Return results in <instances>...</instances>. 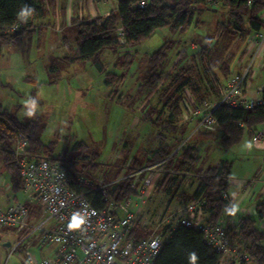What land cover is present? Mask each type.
I'll use <instances>...</instances> for the list:
<instances>
[{
	"label": "rangeland",
	"instance_id": "obj_1",
	"mask_svg": "<svg viewBox=\"0 0 264 264\" xmlns=\"http://www.w3.org/2000/svg\"><path fill=\"white\" fill-rule=\"evenodd\" d=\"M215 7L198 10L192 24L184 31L171 33L168 28L157 29L135 48L103 53L100 58L102 72L88 62L71 64L59 60L73 56L76 29L72 27L55 32L45 26L41 31L0 48V103L21 121L38 120L42 144L49 147L54 158L64 157L73 161L83 179L94 184L116 182L126 169L135 168L131 167L135 160L140 165L138 167H142L146 152L155 151L162 139L166 145L173 146L180 138V128L185 124L182 120L173 123L178 127L174 133L163 130L159 122L154 125L141 120L144 111H149L152 121H156L158 113H161L159 118L162 120L167 118L169 111L163 107L160 95L169 78L188 66L192 70V82L205 89L207 85L198 56L200 45L210 43L209 62L212 67H217L227 48L233 45L232 49L237 50L244 44L246 38L240 37L241 32L231 24L226 10L220 5ZM231 32L236 35L231 36ZM166 43V58L158 69L161 82L150 92L144 86L147 60ZM193 44L195 50L192 49ZM126 54L128 59L124 60ZM124 61H127L126 65ZM108 75L113 77L111 81ZM25 78L28 81H23ZM263 82L264 79L253 82L252 94L255 95V85ZM183 97L193 98L187 91L183 92ZM30 98L36 100L35 114L31 117L25 114L28 111L25 101ZM210 99L213 100L212 97ZM186 103L193 112L191 103ZM190 111L186 110L187 114ZM191 117L181 139L182 144H196L199 150L197 162L189 175H170L171 178L178 177V181L183 178L178 188H172L170 193L158 192V181L155 183L152 196L141 213V222H149L150 225L165 206L173 208L191 202L198 183L196 173H203L221 161L230 164V180L251 169L254 173H264V150H250L249 155L244 153L242 145L249 144L248 137L231 148L224 147L218 132L208 139L195 134L193 125L196 117ZM39 154L45 156L43 152ZM4 181L8 184L7 173L0 162V207L7 204L6 198L11 204L15 201L24 203L26 198L22 192L12 195ZM263 200L256 193L252 201L258 204ZM262 223L263 220L257 221L259 227ZM16 238L18 235L12 230L0 231V264H24L28 253L37 261L52 255V246L37 247L35 244H31L29 249L21 247L10 253L11 249L5 248L3 241L8 239L10 244H14Z\"/></svg>",
	"mask_w": 264,
	"mask_h": 264
},
{
	"label": "trees",
	"instance_id": "obj_2",
	"mask_svg": "<svg viewBox=\"0 0 264 264\" xmlns=\"http://www.w3.org/2000/svg\"><path fill=\"white\" fill-rule=\"evenodd\" d=\"M137 3L138 0H118L116 10L110 12L107 17L82 19L75 25L73 56L63 57L59 60L71 64L88 62L98 72H102L103 66L100 58L103 53L135 48L141 42L149 39L157 29L168 28L171 33L184 31L192 24L193 16L198 10L215 6L207 4L206 0H170L169 2L149 0L148 5L141 9ZM25 5L34 9L26 23L18 18V13ZM216 5H220L226 10L234 28L236 26L241 32L240 37L246 38L264 29V21L260 17L264 11V0H219V4ZM43 15L44 10L35 0H0V48L14 44L24 36L32 34L33 21ZM17 22H21L23 25L20 31L5 33L3 29H8ZM120 31L123 33V45L118 43ZM230 34L231 36L236 35L235 32ZM167 45V43L164 44L148 57V71L144 86L150 92L154 91L161 82L162 77L161 74H158V69L166 58ZM211 50L212 47L207 42L205 46L200 45L198 54L207 87L202 89L198 84L192 82L191 68L186 66L180 69L172 78H169L166 89L160 95L163 107L169 111L167 118L162 120L159 118L161 113H158L156 121H152L149 111H144L142 112V121L154 125L159 122L163 130L177 132L178 127H174L173 123L176 120L184 121L182 118L183 92H189L197 103L220 94L221 82L214 74V67L209 62ZM126 59H128L127 54L124 60ZM230 61L231 57L228 56L218 65V72L223 79L228 74ZM126 62L124 61V64ZM112 79L113 77L109 76L108 80ZM260 99L261 105L251 110L219 106L212 113L215 122L211 129L204 132L196 131L195 134L208 139L218 132L221 145L227 148L239 144L245 136L251 139L264 126V90L260 94ZM184 122L185 124L180 128V138L176 140L175 144L168 146L165 144V139H162L161 145L155 151L146 152L141 165L147 166L165 161L163 169L166 173L158 180V192L170 193L172 188L177 189L183 178L178 181V177L171 178L170 175H189L197 162L199 150L196 144L188 145L187 142L182 144L181 137L190 123ZM39 132L38 120L21 121L10 114L0 103V162L7 173L9 192L12 195L18 193L23 185L11 153L12 145L18 137L27 139L29 152H43L51 163H57L66 173L70 187L82 193L96 209H102L107 201L120 202L132 193L126 182H118L106 187L102 193L94 191L92 188L94 182L87 183L88 181L80 176L81 172L76 170L73 161L64 157L54 158L50 154L49 147L42 144ZM137 163L135 160L131 167L140 166ZM196 174L198 183L190 201L202 203V210L206 215L205 223L212 226L220 225L224 229L231 247H235L238 254L247 256L248 263L264 264V230L257 225V221L264 220V202L255 206V218L240 215L238 211L235 215H228L224 209L235 204L229 198L231 191V185L228 182L229 164L221 161L203 173ZM168 230V227L161 229L163 233ZM149 233L150 231L146 228L136 227L131 231V236L134 239H140ZM191 252H195L197 255L196 264H219L222 258L220 254L204 243L200 232L177 227L171 232L167 243L161 248L155 264H189V253Z\"/></svg>",
	"mask_w": 264,
	"mask_h": 264
},
{
	"label": "built area",
	"instance_id": "obj_3",
	"mask_svg": "<svg viewBox=\"0 0 264 264\" xmlns=\"http://www.w3.org/2000/svg\"><path fill=\"white\" fill-rule=\"evenodd\" d=\"M148 3L149 0H138L137 5L144 9ZM206 3L216 5L219 0H206ZM260 17L264 21V11ZM22 27V23L17 22L3 30L5 33H14ZM118 43L124 44L121 31ZM248 43L256 53L263 52L264 29L253 34ZM253 61L254 58L250 57L244 70L232 77L213 100L197 103L193 98H183L182 118L189 122L191 116L196 117L194 132L210 130L215 122L212 113L221 105L243 110L261 105L263 88L259 89L257 99L245 97V84ZM186 102L191 103L193 112ZM186 110L190 111L189 114ZM263 138V133L258 131L252 137V142L259 144ZM11 153L23 183L20 191L26 201L0 208V231L12 230L18 235L14 244L9 246L10 253L21 247L29 249L31 244L53 247L52 255L39 261L28 253L24 264H155L161 248L177 227L200 232L204 243L222 256L219 264H249L247 256L238 254L236 248L231 247L220 225L205 223L206 215L200 202H189L173 208L165 206L159 217L150 221V225L149 222L140 221L155 183L166 173L163 169L165 161L128 168L116 182L100 181L92 185L94 191L102 193L106 187L126 182L132 191L120 202L107 201L99 210L82 193L70 187L66 173L57 163H51L38 153L29 152L26 138L18 137ZM74 217L82 223L73 228L70 225ZM136 227L146 228L150 233L146 237L134 239L131 231ZM164 227L169 229L166 233L161 231Z\"/></svg>",
	"mask_w": 264,
	"mask_h": 264
},
{
	"label": "crops",
	"instance_id": "obj_4",
	"mask_svg": "<svg viewBox=\"0 0 264 264\" xmlns=\"http://www.w3.org/2000/svg\"><path fill=\"white\" fill-rule=\"evenodd\" d=\"M35 1L41 5L42 9L44 10V15L43 17L33 21V28L31 29L33 30V33H35L36 31H41L45 26L51 27L55 32L56 31L62 32L72 27L75 28V25L84 18H93V19L97 17L105 18L109 15L110 12L116 10L117 3H118V0H103V1H98V0H35ZM213 8H216V7L213 6ZM247 37L244 41V44L241 45L239 49L233 50L232 49L233 45H231L225 51V54L220 63H222L228 56L231 57L229 70H228V74L226 75V77L223 79L222 76H220V74L218 73L217 68L219 66L217 67L213 66L214 67L213 72L217 76L219 81L221 82L220 84L222 86H225L232 77L240 74L244 70V67L246 63H248V60L250 57L254 58L253 65L251 66L249 74H248V78L245 84L244 91H245L246 98L257 99L259 97L257 91L260 88L264 89V82L263 84L255 85L256 87L255 95L252 94L251 89L254 85L253 82L264 79V62H263L264 51L256 53V51L253 50V48H251L248 43L252 35H249ZM192 49L194 50L196 49V46L194 44L192 45ZM23 81H26V78ZM258 131H261V133H263L264 135V126H262ZM242 146L244 147V153L246 155L250 154V150H254V151L264 150V138L262 139V142H260L259 144H254L251 138L249 139V144L242 145ZM229 167H230V164H229ZM1 179L4 180L3 178ZM228 182L231 185V191L229 193V198H231L233 202L236 205H238L239 214L243 216H248V217L255 216V206L257 204H255V202H253L252 200L254 199V196L256 193L259 196H262L264 198V173L261 171L254 173L253 170L251 169L249 170V172L245 173L243 176L232 177L231 180H230V175H229ZM5 186L9 187L7 183L5 184ZM6 199H7L6 200L7 204L4 205V208L0 207L1 209H5L13 204V203L12 204L10 203L9 198H6ZM14 201H15V198H14ZM260 228L264 230V220ZM6 243H10L8 239H5L3 241V246L5 248H7L5 246Z\"/></svg>",
	"mask_w": 264,
	"mask_h": 264
},
{
	"label": "clouds",
	"instance_id": "obj_5",
	"mask_svg": "<svg viewBox=\"0 0 264 264\" xmlns=\"http://www.w3.org/2000/svg\"><path fill=\"white\" fill-rule=\"evenodd\" d=\"M34 12V9L31 7L25 5L20 12L18 13V18L21 19L22 22H27V19L32 16ZM25 107L28 109V111L25 113L27 116L31 117L35 114V108H36V100L34 98H30L25 101ZM239 210L238 205L231 204V206H228L224 209L226 214L228 215H235L236 212ZM82 222L77 218H73V222L70 225V227H77ZM197 261V255L195 252L189 253V264H196Z\"/></svg>",
	"mask_w": 264,
	"mask_h": 264
},
{
	"label": "water",
	"instance_id": "obj_6",
	"mask_svg": "<svg viewBox=\"0 0 264 264\" xmlns=\"http://www.w3.org/2000/svg\"><path fill=\"white\" fill-rule=\"evenodd\" d=\"M206 44V43H205ZM5 246L8 248L10 246V243H6Z\"/></svg>",
	"mask_w": 264,
	"mask_h": 264
}]
</instances>
